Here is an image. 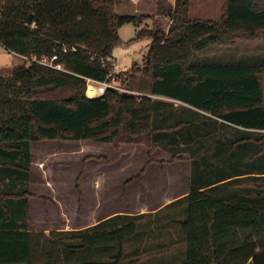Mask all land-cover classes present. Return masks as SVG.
<instances>
[{"label":"trees","instance_id":"16d2710c","mask_svg":"<svg viewBox=\"0 0 264 264\" xmlns=\"http://www.w3.org/2000/svg\"><path fill=\"white\" fill-rule=\"evenodd\" d=\"M114 1L0 0V46L22 59L55 57L62 68L27 62L0 73V264H264V62L192 61L209 45L264 35V0H227L217 20L177 18L187 0H174L162 11L173 17L166 32L135 34L151 43L123 82L112 72L118 29L146 16H118ZM112 77L133 94L85 96L86 79ZM43 141L188 152V193L166 206L184 216V260L123 263L140 216L116 215L80 231H28L30 145ZM113 247L107 261L94 258Z\"/></svg>","mask_w":264,"mask_h":264},{"label":"rangeland","instance_id":"374dc122","mask_svg":"<svg viewBox=\"0 0 264 264\" xmlns=\"http://www.w3.org/2000/svg\"><path fill=\"white\" fill-rule=\"evenodd\" d=\"M226 2L187 0L177 18L217 20L222 16ZM173 4L174 0L114 1L116 15L146 17L138 27L125 24L118 29L122 43L112 50L113 76L122 75L123 82L129 68L142 63L151 39H135V34L140 30L155 29L166 32L173 17L162 11L169 13V6ZM192 61L206 64L262 63L264 35L254 40L236 39L229 45H209L194 53ZM22 64H27L26 60L0 46V73L7 75ZM112 78L114 87L129 92L120 81ZM165 102L186 108L179 103ZM219 131L226 139H234L233 131ZM249 134L259 135L258 132ZM195 148L191 147L193 151L190 153L198 155ZM189 156L188 152L172 156L160 147L143 144H119L116 150L111 144L91 141L31 144L26 229L43 233L80 231L110 216H140L136 236L124 244L123 263L131 260L180 263L184 260L186 240L179 225L184 219L182 214L178 215L179 207L166 208L159 214L143 218L142 215L187 194ZM116 252L114 247L102 249L100 256L94 258L107 261Z\"/></svg>","mask_w":264,"mask_h":264},{"label":"built area","instance_id":"2783aa9c","mask_svg":"<svg viewBox=\"0 0 264 264\" xmlns=\"http://www.w3.org/2000/svg\"><path fill=\"white\" fill-rule=\"evenodd\" d=\"M24 60H26V62H35L37 64L49 67V68L54 69V70H61L62 69L61 66H59V65H53L52 62L55 60V57L48 60L47 58L36 59L33 56L30 58H25ZM113 80L114 79L111 78L110 81L106 80L104 82H96V81L86 79L85 96L87 98H100V97L104 96V94L106 93V91L108 89H112V90L127 93V94H133L131 92H127L126 90H122V89H118V88L114 87L112 85Z\"/></svg>","mask_w":264,"mask_h":264},{"label":"crops","instance_id":"0c3cea01","mask_svg":"<svg viewBox=\"0 0 264 264\" xmlns=\"http://www.w3.org/2000/svg\"><path fill=\"white\" fill-rule=\"evenodd\" d=\"M34 144H35V143H34ZM188 188H189V185H188ZM187 193H188V192H187ZM185 195H187V194H185ZM185 195H184V196H185ZM177 199H179V198H177ZM177 199H176V200H177ZM174 201H175V200H174ZM172 202H173V201H172ZM170 203H171V202H170ZM170 203H169V204H170ZM167 205H168V204H167ZM167 205H165L164 207H158V208H156V209H153V210L150 211L149 213H146V214L142 215V218L145 217V216H147V215H155V214H159L163 209H166V206H167ZM110 217H112V216H110ZM110 217H108V218H110ZM108 218H107V219H108ZM103 220H106V219H103ZM103 220H102V221H103ZM97 223H99V222H97Z\"/></svg>","mask_w":264,"mask_h":264}]
</instances>
